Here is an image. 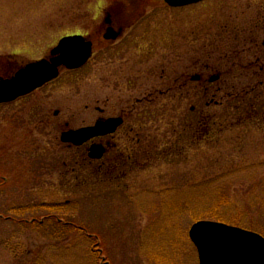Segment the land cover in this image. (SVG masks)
Segmentation results:
<instances>
[{
	"label": "rangeland",
	"instance_id": "1",
	"mask_svg": "<svg viewBox=\"0 0 264 264\" xmlns=\"http://www.w3.org/2000/svg\"><path fill=\"white\" fill-rule=\"evenodd\" d=\"M110 8L126 27L114 42ZM73 34L93 42L83 67L0 105V264H198L199 220L264 236V118L218 120L264 81V0H0V76ZM121 113L112 142L126 157L139 131L140 168L60 140Z\"/></svg>",
	"mask_w": 264,
	"mask_h": 264
},
{
	"label": "water",
	"instance_id": "2",
	"mask_svg": "<svg viewBox=\"0 0 264 264\" xmlns=\"http://www.w3.org/2000/svg\"><path fill=\"white\" fill-rule=\"evenodd\" d=\"M201 1L204 0H164L170 7H184ZM119 34L120 30L108 27L103 37L115 40ZM91 55L92 41L87 37H62L50 50L48 58L19 67L10 77H0V104L11 102L57 78L60 68H80ZM218 78L219 75H212L209 82ZM191 79L198 80L199 76L194 75ZM122 123L121 117L100 118L91 126L63 131L60 140L80 146L95 137L114 133ZM104 153L102 144L92 143L88 147L91 159H100ZM188 235L197 249L199 264H264V237L256 232L222 222L199 220L191 225Z\"/></svg>",
	"mask_w": 264,
	"mask_h": 264
},
{
	"label": "flooded vegetation",
	"instance_id": "3",
	"mask_svg": "<svg viewBox=\"0 0 264 264\" xmlns=\"http://www.w3.org/2000/svg\"><path fill=\"white\" fill-rule=\"evenodd\" d=\"M102 26H105L104 31L102 33V36L105 33L106 28L108 26L112 27L115 30L119 29L120 31H122L121 33H123V30L126 28L124 25H119L116 23V16H115V12H114L113 8H110L109 10L106 11V17L102 23ZM200 78H201V76H200ZM119 116H121L123 118V123L119 127V129H117V131L115 133H119L121 131V128H123V126L127 120V116H125L124 114L121 113V114H119ZM199 124H200V122H199ZM126 132L128 134L133 133V129H127ZM135 136H136V141H135L136 148L133 149L132 155H127V157H122V158H120L121 156L119 155L116 143L112 142L113 138H114V134L113 135H106V136L99 137V138L95 139L94 140L95 142L102 143L106 147V150H107L103 159H101L102 163L98 164L100 166V168H101V166L104 167L106 165H109V166L113 165L114 166L115 164L119 163L120 159L125 160V162H123L122 165L126 166L127 164H132L134 166L136 165V168H140L141 167V161H140L141 157H140V154L136 153V152L140 151V144H141L140 137H139V131L135 132ZM87 146L88 145L85 146V149L87 148ZM147 153H149V152L147 151ZM120 154H121V152H120ZM108 155H110V156H108ZM131 159H133L132 163L130 162ZM92 162H93V160L90 161V163H92ZM113 169L114 168L112 167L111 171ZM131 169H134V168L131 167ZM111 171L109 170L108 173Z\"/></svg>",
	"mask_w": 264,
	"mask_h": 264
},
{
	"label": "trees",
	"instance_id": "4",
	"mask_svg": "<svg viewBox=\"0 0 264 264\" xmlns=\"http://www.w3.org/2000/svg\"><path fill=\"white\" fill-rule=\"evenodd\" d=\"M263 84H264V81L261 80V81L258 82V84L256 85V87H253L252 88V91H250V92H252V94L254 93V96L250 98V95H249L248 98H250V99L248 100L247 103L242 104V106H238L237 108L236 107H233L234 109L231 111L232 113L230 112V113H226L225 115H223L222 118H225V119H218L220 121V124H222L223 126H227V127L228 126H232L233 125L232 124V121H228L227 118H226V116H229L230 114H234L235 116H240L237 120L238 121H244V116H245L246 112H248L246 109H248V108H251V110L253 109V112H250L249 111L248 114H247V116H249V117L252 116L253 117L254 116V113H255L257 115H260L259 118H261L262 116L264 118V93H263L262 90H259V88H258L259 85H263ZM248 93L249 92L245 93L242 96V99L245 98L246 97L245 95H247ZM229 94H231V93H228V96H231ZM241 107H243L245 110H240ZM215 123H217V121H213V124H215ZM130 155H132V153ZM130 162L132 163L133 162V159H131ZM132 166H134V165H132ZM2 183L5 185V182L3 180H2ZM34 207H35L34 205H27V206H21V207H13V209H11V210L12 211L21 212V211L29 210V209L34 208ZM39 207L48 208L49 206L45 207V206L41 205ZM0 217H2L1 214H0ZM9 219H12V218H9ZM17 222H23V220L22 219H17ZM32 223H36V221L33 219ZM63 225L65 227H67L68 229L70 227H72V229H77L76 226H74V224L63 223ZM81 228L83 230H87V229H85L83 227H81Z\"/></svg>",
	"mask_w": 264,
	"mask_h": 264
}]
</instances>
